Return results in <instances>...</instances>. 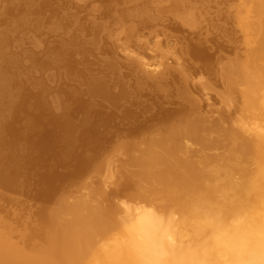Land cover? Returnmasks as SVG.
Instances as JSON below:
<instances>
[{
    "label": "rangeland",
    "instance_id": "374dc122",
    "mask_svg": "<svg viewBox=\"0 0 264 264\" xmlns=\"http://www.w3.org/2000/svg\"><path fill=\"white\" fill-rule=\"evenodd\" d=\"M235 1L0 0V230L19 245L17 260L49 246L41 229L63 196L101 207L108 230L123 202L153 194L149 173L185 157L178 130L203 86L219 115L189 146L206 168L234 145L241 94L264 78L247 68V14ZM202 26L210 42L195 57L183 37Z\"/></svg>",
    "mask_w": 264,
    "mask_h": 264
},
{
    "label": "bare ground",
    "instance_id": "6f19581e",
    "mask_svg": "<svg viewBox=\"0 0 264 264\" xmlns=\"http://www.w3.org/2000/svg\"><path fill=\"white\" fill-rule=\"evenodd\" d=\"M235 4L237 13L247 14L241 17L248 23L243 34L252 66L247 68L264 77V0ZM202 29L183 37L187 47L196 48L195 57L204 53L195 46L210 42L209 29ZM239 81L245 88L252 84L243 70ZM203 89L200 98L190 100L195 118L178 130L186 145L184 159L161 173L150 172L153 194L136 203L123 202L117 226L114 222L101 229V207L88 201L69 203L63 196L41 229L49 246L28 247L33 258L17 260L19 245L0 230V264H264V78L241 94L244 104L234 111L242 116L234 145L213 154L216 164L206 168L200 165L201 149L189 146L204 141L201 121L215 124L219 115L208 87ZM117 229L102 242V236Z\"/></svg>",
    "mask_w": 264,
    "mask_h": 264
}]
</instances>
